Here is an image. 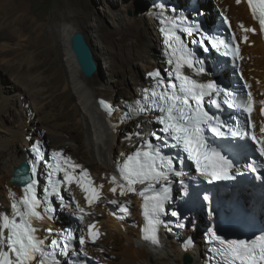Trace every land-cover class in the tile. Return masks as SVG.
I'll use <instances>...</instances> for the list:
<instances>
[{
  "label": "bare ground",
  "instance_id": "obj_1",
  "mask_svg": "<svg viewBox=\"0 0 264 264\" xmlns=\"http://www.w3.org/2000/svg\"><path fill=\"white\" fill-rule=\"evenodd\" d=\"M10 1L13 3L16 0ZM10 1L0 8V13L5 12L3 9L8 8ZM150 1L122 0L119 8L120 17L112 28L91 22L89 15L80 20L76 14L69 13L58 29L61 42L64 44L63 61L45 46L46 41L42 38L44 29H40V36L37 38H24L20 31L13 30L17 42L11 45L6 41L9 39L2 33L9 23L6 18L0 19V50L6 56L13 51L16 53L13 58L2 59L4 65H8L12 71V73L8 71L12 77L8 83L9 90H5L0 84V213L11 216L13 200L19 201L23 197V190L10 182L13 169L24 161L33 160L28 150L31 147L30 141L33 137L44 138V131L48 129L52 131L47 137L51 145L50 150L61 152L78 166L73 173L77 180L69 187L71 186V191L78 197L82 209L96 211L98 214L101 212L100 199L117 198L116 194L121 200L128 199L127 195L119 194V187L115 194L110 191L112 187L122 183L112 163L122 162L133 151L129 147L131 142L126 141V137L128 132L132 133L136 128L132 127L131 131L124 127L110 130L111 120L100 111L97 101L130 98L138 90L147 88L151 82L147 73L158 69L162 74V71L164 73L170 70L164 38H159L155 34L154 23L148 16L149 12L154 10L149 6ZM215 3L230 16L236 34L239 37L247 35L248 40L241 48L242 71L257 101H264V44L258 24L252 19L247 0H240L239 4L236 0H215ZM212 6L213 3L208 1L203 4L204 11L214 19V12L207 11ZM128 11L132 12L131 16L126 15ZM213 21L211 20V24ZM241 24L256 29L255 34L244 33L239 27ZM78 33L84 36L93 52L96 70L91 77H85L80 72L70 50L71 38ZM28 49H32L33 53H27ZM42 56L50 57L47 71L52 72V78L47 82L49 86L46 90L37 92V97L32 100L30 95L34 91L31 85L34 84L30 83L43 77L32 76L31 69ZM101 64L105 65L104 71ZM61 68L65 70V75H60ZM29 85L32 87H29L32 90L30 95L27 94ZM70 85L80 96L81 105L86 108L85 116L79 117V107L72 106V98L68 93ZM41 95L51 98L50 102L56 107L54 114L47 113L45 111L47 104L36 99H41ZM7 115L8 127L4 129V117ZM89 115L92 122L88 118ZM17 139L23 140V147L16 146ZM83 147L88 153V160L80 163L71 153H78ZM98 162L101 163V167H95L92 172L91 167ZM84 172H87V176L82 175ZM112 177H116V185L110 183ZM80 180L91 181L86 187L96 188L100 196L97 202L92 205L87 203L86 193L77 183ZM104 216L105 220H94L93 230L101 231V235L107 231L110 238L115 233L121 241L110 240L111 250L109 247L101 249L105 247L101 241L99 243L102 244L101 247L90 249L88 252L99 259H106L108 264H184V256L191 258L187 264H205L203 254L205 248L197 237L199 231L194 233L186 231L184 235L176 237L164 232L159 239V245L150 247L139 240L136 229L125 223H116L106 212ZM63 217L64 215H61L60 220ZM54 224L46 218L42 222H37L39 228L37 236L46 241L47 237L44 234L46 227L55 226ZM189 233L198 241L199 246L195 249L188 250L181 246V239ZM113 256L117 258L113 260Z\"/></svg>",
  "mask_w": 264,
  "mask_h": 264
},
{
  "label": "snow or ice",
  "instance_id": "obj_2",
  "mask_svg": "<svg viewBox=\"0 0 264 264\" xmlns=\"http://www.w3.org/2000/svg\"><path fill=\"white\" fill-rule=\"evenodd\" d=\"M236 2L239 4L240 0ZM247 5L252 19L258 23L260 32L264 34V0H247ZM153 7L159 10L160 31L168 49L167 63L171 66L170 71L167 79L158 69L147 73L153 83L150 87L141 90V99L127 106L125 116L131 118L134 114L158 112L156 122L161 125L159 131L163 135L153 132L152 136L156 143L146 141L133 154L128 155L122 164H117L122 183L116 185V177H112L110 183L116 186L110 191L115 194L119 187L121 196L135 193L143 198L146 226L142 229V239L158 246L160 243L158 228L165 224L161 216L168 214L166 204L173 201L170 189V185L174 183L172 177L185 174L183 168L176 167L177 163L181 165L184 163L179 152L186 154L187 160L195 165L196 171L208 184L230 181L241 174L233 160L227 155H222L221 151L210 143L206 133H211L214 138L230 136L232 139H247L249 133L247 130L242 132L238 126L225 122L219 116L209 114L204 104L215 106L218 110L226 106L229 109L239 110L242 114H248L246 122L252 126L253 96L251 91L242 95L239 90L225 88L212 80L206 83L199 82L182 71L187 67L194 70L196 75H210L206 68V59L190 49L179 33L196 37L192 43L199 44L205 53L215 50L224 57H230L235 67V61L241 57L234 34L229 42L219 32L204 29L198 20L190 19L183 12L175 15L177 10L171 9L173 14L167 15L166 5L163 3L154 4ZM223 23L231 28L227 17L223 18ZM239 27L244 33L256 32V29L245 27L243 24ZM247 40L248 37L245 35L243 42ZM244 88L248 89L250 85L245 83ZM206 97L211 99L205 100ZM99 104L106 114L111 116L114 111L113 106L104 100H100ZM261 115H264V108L261 109ZM260 131L264 133V128ZM132 135L129 133L126 139ZM135 135L140 136L141 133L137 132ZM251 139L257 145L260 156L264 157V139L258 140L255 135H252ZM167 148L177 149L178 154L168 155L164 151ZM32 149L35 159L29 161L30 174L17 173L22 181L24 195L19 201L13 200L11 216L0 213V264H33L34 261L36 264H60L58 255L66 257L68 264H77V259L74 258L86 257L87 253L83 246L86 242L95 244L99 233L93 230L94 224H89L87 238L85 236L78 238L79 250L73 243L77 239L75 229H61L55 233L58 239H53L47 246L45 241L37 236L36 233L39 231L37 222H42L46 217L52 219L55 211L48 199L49 193L57 196L61 206L65 204L57 188V182L52 180V176L63 171V182L68 185L74 182V177L64 168L68 161L66 159L61 161L62 153L59 151L52 153L55 167L48 173L43 200L38 198L35 191L38 185L37 165L42 159L39 143L34 144ZM72 167L74 169L78 166ZM248 168L252 172L257 170L254 163L248 165ZM82 175L87 176V172ZM77 183L86 193L85 199L89 205L100 199L96 188L85 187V184H90L91 181L80 180ZM136 184L145 187L137 193L134 187ZM203 200L209 201L210 196L205 193ZM110 202L116 203L115 200ZM68 206L70 207L71 204ZM75 211L83 213L84 210L77 205ZM121 211L127 213L128 209L122 206ZM171 215L177 218V227H185L177 211H171ZM209 215H212L211 210ZM74 218L83 222L82 215ZM48 232L53 234L51 228ZM209 241L213 242V247L210 248L213 259L209 264H213V261L215 264H264V236L256 237L251 241L226 239L218 235L215 230L209 229ZM79 264H83V261H79Z\"/></svg>",
  "mask_w": 264,
  "mask_h": 264
},
{
  "label": "rangeland",
  "instance_id": "obj_3",
  "mask_svg": "<svg viewBox=\"0 0 264 264\" xmlns=\"http://www.w3.org/2000/svg\"><path fill=\"white\" fill-rule=\"evenodd\" d=\"M8 1L10 0H0V8L3 6L7 5ZM141 1V0H139ZM10 5H8V8H4L3 10L5 12L0 13V19L1 18H6L7 22L9 23V26L4 28L2 30V33L4 36L9 39L6 40L9 44L15 45L17 42V39L15 38V35L13 33V30H18L21 32L22 36L24 38L32 37V38H37L40 36V29H44L45 32L43 40L46 41L45 46H47L49 49H51L52 54H55L59 60L65 58L63 57L64 53V44L61 42V38L59 36V27L61 28V25L63 24L64 18L69 15V13H74L78 16L80 20H83L87 15L90 16V21L93 23H100L104 25L105 27L112 28L115 23H117L118 18L120 17V2L122 0H16V1H10ZM16 3V4H15ZM213 3V2H212ZM214 3L213 6L210 8V10H207L208 8L206 7V10L209 12H214ZM20 9V10H19ZM202 9L203 5H202ZM16 13V14H15ZM9 14V15H8ZM127 16H131L132 12L128 11L126 13ZM6 16V17H5ZM213 20V16H210ZM115 18V19H114ZM10 27V28H9ZM37 28V29H36ZM6 31V32H5ZM12 31V32H11ZM10 37V38H9ZM14 37V38H13ZM29 50V51H28ZM26 50L27 53L31 54L33 53L32 49ZM16 53L13 51L9 55H5L1 50H0V84L4 86V89L9 90V80L11 79L12 71L9 69V66L2 62L3 58H13L15 57ZM48 58V59H47ZM43 59V60H42ZM50 57H40V59H37V65L33 69H31V75L32 76H40L43 77V79H40L38 81H34L28 86V91L27 94L30 95L32 90V96L30 95V99H34V97H37V92L41 91L43 92L46 90L47 82L52 78V72L47 71L48 70V60ZM40 60V61H39ZM46 60V61H45ZM44 64V65H43ZM65 64V63H64ZM102 71L105 69V65L101 64ZM6 70V71H5ZM10 70V72H8ZM37 70V71H36ZM67 70V69H66ZM161 70V69H160ZM4 71L6 73H4ZM163 72V71H162ZM60 75L65 73V70L63 68L60 69L59 71ZM10 75V76H9ZM65 75V74H64ZM38 82V83H37ZM32 90H30V88ZM38 88V89H37ZM30 90V91H29ZM38 90V91H37ZM76 90L70 85L69 87V94L71 96L72 100V106L76 105L79 107V117L85 116L86 112L81 105V98L78 94L75 93ZM27 95V96H28ZM66 97V96H65ZM41 99L36 98L37 100H40L44 104H47V108L45 111L47 113H52L54 114L56 112V107L54 106V103H51L50 97H47L46 95H41ZM80 99V100H79ZM48 102V103H47ZM50 102V103H49ZM18 105V104H17ZM52 105V106H51ZM49 106V107H48ZM85 114V115H84ZM8 115L4 117V129H7L8 127ZM89 120L91 121V116H88ZM3 121V120H2ZM92 122V121H91ZM133 127V126H131ZM132 128H129L131 131ZM45 135L44 138L47 140L48 135L52 134V131L48 129L47 131H44ZM34 137L31 139L33 140ZM31 143V141H30ZM15 144L17 147L21 148L24 145V142L22 139H17L15 141ZM49 149H51V145L49 144ZM29 150V148H28ZM78 162H84L88 160V153L83 147L78 153H71ZM101 167V163L98 162L94 165V167H91V171L93 172L94 168ZM71 190V186L69 187ZM117 198L119 197L118 194ZM101 207V206H100ZM101 211L98 213V216L100 220H105L106 217L104 216V211L103 209L99 208ZM114 233V231H113ZM102 237V244H105L104 248H110V244L112 241L119 242L121 241L119 236L114 233L112 238H110L109 234L107 231L104 232V234L101 235ZM199 239L201 238V235L198 234ZM101 244V245H102ZM101 247V246H100ZM111 250V248L109 249ZM117 257L113 256V260H115Z\"/></svg>",
  "mask_w": 264,
  "mask_h": 264
},
{
  "label": "water",
  "instance_id": "obj_4",
  "mask_svg": "<svg viewBox=\"0 0 264 264\" xmlns=\"http://www.w3.org/2000/svg\"><path fill=\"white\" fill-rule=\"evenodd\" d=\"M70 50L80 72L85 77H91L96 70V63L93 59V52L82 34L78 33L72 36ZM29 166V162L24 161L15 167L10 182L22 189V181L17 176V173L19 172L20 175H23L25 172H28L30 174ZM183 260L184 264L190 263V258L188 256H185Z\"/></svg>",
  "mask_w": 264,
  "mask_h": 264
},
{
  "label": "clouds",
  "instance_id": "obj_5",
  "mask_svg": "<svg viewBox=\"0 0 264 264\" xmlns=\"http://www.w3.org/2000/svg\"><path fill=\"white\" fill-rule=\"evenodd\" d=\"M35 139H41L43 142H44V144H45V146H46V153L47 154H49V152L50 151H54V150H50L49 149V145H48V142L46 141V139H44V138H42V137H35L33 140H31V145H32V143L35 141ZM30 153V152H29ZM30 156H31V154H30ZM32 157V156H31ZM33 158V157H32Z\"/></svg>",
  "mask_w": 264,
  "mask_h": 264
}]
</instances>
